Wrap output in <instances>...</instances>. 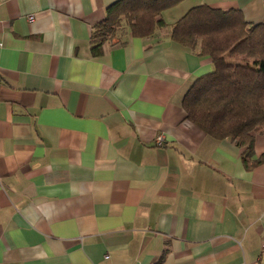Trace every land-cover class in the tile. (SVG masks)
I'll list each match as a JSON object with an SVG mask.
<instances>
[{"label": "crops", "instance_id": "crops-1", "mask_svg": "<svg viewBox=\"0 0 264 264\" xmlns=\"http://www.w3.org/2000/svg\"><path fill=\"white\" fill-rule=\"evenodd\" d=\"M116 1L0 0V264H264V126L247 153L187 120L213 64L170 36L199 5L264 23V0H178L94 54Z\"/></svg>", "mask_w": 264, "mask_h": 264}, {"label": "trees", "instance_id": "trees-1", "mask_svg": "<svg viewBox=\"0 0 264 264\" xmlns=\"http://www.w3.org/2000/svg\"><path fill=\"white\" fill-rule=\"evenodd\" d=\"M178 0H117L92 32V52L127 27L146 37L163 25L161 12ZM170 36L210 57L213 69L184 95L186 119L207 134L229 138L251 151L264 126V23L250 24L236 9L191 8L170 28ZM245 159V157H244Z\"/></svg>", "mask_w": 264, "mask_h": 264}, {"label": "built area", "instance_id": "built-area-1", "mask_svg": "<svg viewBox=\"0 0 264 264\" xmlns=\"http://www.w3.org/2000/svg\"><path fill=\"white\" fill-rule=\"evenodd\" d=\"M155 141L157 144H161L163 141V136L162 135H157L155 138Z\"/></svg>", "mask_w": 264, "mask_h": 264}]
</instances>
